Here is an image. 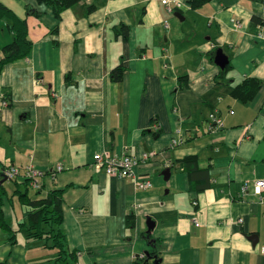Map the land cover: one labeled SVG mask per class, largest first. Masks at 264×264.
<instances>
[{"label": "crops", "instance_id": "crops-1", "mask_svg": "<svg viewBox=\"0 0 264 264\" xmlns=\"http://www.w3.org/2000/svg\"><path fill=\"white\" fill-rule=\"evenodd\" d=\"M0 2L25 19L31 41L0 68V171L41 170V188L28 185L35 199L62 190L75 264H264V191L253 185L264 178V0L198 9L172 0L171 12L161 0H79L57 12L40 0ZM7 23L0 59L13 39ZM247 78L262 83L243 100L232 91ZM211 113L221 128L209 129ZM105 150L148 153L134 173L151 185L93 167ZM5 184L0 264H54L55 249L17 230L27 206L11 192L25 184Z\"/></svg>", "mask_w": 264, "mask_h": 264}, {"label": "trees", "instance_id": "trees-1", "mask_svg": "<svg viewBox=\"0 0 264 264\" xmlns=\"http://www.w3.org/2000/svg\"><path fill=\"white\" fill-rule=\"evenodd\" d=\"M46 3L54 5L56 12L75 3L79 0H40ZM210 0H186L191 9H198ZM90 6L89 8H92ZM0 18L8 20V27L13 33V39L10 43L2 47L3 57L0 59V68L11 61L25 57L31 49V41L27 36L26 21L23 18H19L14 12L3 5L0 2ZM254 23H260L258 17L253 16ZM124 35H127V27H122ZM216 49V48H214ZM214 51L211 52L213 55ZM123 68L117 66L112 70V79L120 80L122 76ZM223 73V70H220ZM221 76V75H220ZM261 80L255 78L244 79L242 83L233 89V94L238 95L243 100H249L254 95L255 91L260 87ZM4 170V169H3ZM0 171V226L5 229H10L3 217L2 206L4 201L10 199V193L6 189V182L17 184H25V191L20 192L19 188H15L11 193L19 194L22 197L24 204L27 206L26 219L19 222L17 226L18 231L24 232L27 237H34L38 239H44V246L55 249L54 264H75L74 255L66 248L64 233L60 227L62 219V190H51L44 194H41L39 198H32L27 195L29 186L26 180L20 182L19 179H6L4 178V172ZM29 187V188H28ZM36 194L41 192L35 191ZM10 196V197H9ZM10 201V200H9ZM131 215L128 217L129 220ZM16 230V231H17ZM49 243V245H48ZM148 254L146 253V256ZM145 258V257H144ZM137 262H139L137 260Z\"/></svg>", "mask_w": 264, "mask_h": 264}, {"label": "built area", "instance_id": "built-area-1", "mask_svg": "<svg viewBox=\"0 0 264 264\" xmlns=\"http://www.w3.org/2000/svg\"><path fill=\"white\" fill-rule=\"evenodd\" d=\"M172 0H161V3L166 6V8L171 12L172 7L170 6ZM175 7H180L179 2H174ZM258 37L264 40V33L261 31L258 33ZM8 102L4 101L3 105H7ZM208 125L210 130H216L223 126L222 118L216 113H211L208 117ZM180 143V139L177 137L173 138L171 141L172 145ZM149 156L148 153L143 152L140 158L134 155H130L126 152H122L121 154L110 153L107 150L102 152H97L93 155V163L94 167H102L104 172L111 176L117 177H127L133 178L135 180V184L140 188H148L151 184L146 178H141L135 176L134 168L138 165V163L142 160L147 159ZM61 170V166L58 165L54 172H58ZM4 177L6 179H24L27 181L28 185L33 189H40L41 183L39 181V177L42 176L43 172L39 169H36L32 166H26L23 172L20 171V168L14 165H10L3 170ZM254 189L257 193H261L264 191V178L255 179L253 182ZM196 204V202H193ZM195 220V219H194ZM241 221V219H238ZM262 253L264 254V246L262 248ZM143 256V254H142Z\"/></svg>", "mask_w": 264, "mask_h": 264}, {"label": "water", "instance_id": "water-1", "mask_svg": "<svg viewBox=\"0 0 264 264\" xmlns=\"http://www.w3.org/2000/svg\"><path fill=\"white\" fill-rule=\"evenodd\" d=\"M176 16H180L179 12H175L174 13ZM228 62L227 56L222 52V50L220 48H218L215 51V55H214V63L220 68L223 69L225 68L226 64ZM170 173V169L167 168L165 169L162 174L166 177L168 176ZM3 180H5V177L3 178ZM153 226V223L150 221H147V227L150 230ZM249 238L253 241L254 239H256L255 235H250ZM158 260H154L152 262V264H157Z\"/></svg>", "mask_w": 264, "mask_h": 264}, {"label": "rangeland", "instance_id": "rangeland-1", "mask_svg": "<svg viewBox=\"0 0 264 264\" xmlns=\"http://www.w3.org/2000/svg\"><path fill=\"white\" fill-rule=\"evenodd\" d=\"M9 203H10V202H9ZM9 205H10V206H12V204H11V203H10ZM16 207H17V209H16V210H17V212H19V206H18V205H16Z\"/></svg>", "mask_w": 264, "mask_h": 264}]
</instances>
